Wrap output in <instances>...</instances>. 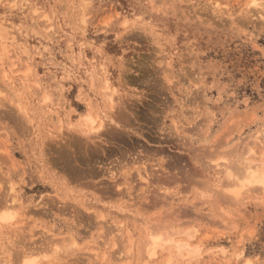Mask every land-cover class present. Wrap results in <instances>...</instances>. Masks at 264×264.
<instances>
[{
  "label": "rangeland",
  "instance_id": "374dc122",
  "mask_svg": "<svg viewBox=\"0 0 264 264\" xmlns=\"http://www.w3.org/2000/svg\"><path fill=\"white\" fill-rule=\"evenodd\" d=\"M250 2L0 0V264H167L148 230L193 231L198 256L170 264H264V188H225L263 158Z\"/></svg>",
  "mask_w": 264,
  "mask_h": 264
},
{
  "label": "bare ground",
  "instance_id": "6f19581e",
  "mask_svg": "<svg viewBox=\"0 0 264 264\" xmlns=\"http://www.w3.org/2000/svg\"><path fill=\"white\" fill-rule=\"evenodd\" d=\"M250 3L257 4V0H251ZM1 64L4 65L3 63ZM3 72L5 71L3 70ZM106 87L109 88V85ZM107 96H108L107 98H109L110 101L113 99L112 95L107 94ZM45 97L47 98V100H50L48 94H46ZM103 123L104 122H102L101 118L99 117V114L97 115L92 114L89 108L85 113H83L80 116L77 124L81 125V127L83 128L82 130L94 132L96 130H99V128L102 127ZM253 152H255V149L250 148L248 154L246 153V155L243 154L242 156H239L240 158L237 159V161L234 163L235 164L234 166H232L233 163L232 164L230 163L232 168H230V166L229 168H227L226 172L229 173V176L227 177L229 182L226 178L225 181H227L228 183L225 184L227 185V187L225 186V188H227V190L229 189L231 191L230 192L231 194L235 193L236 198L238 195L240 196L241 194L243 195V192L248 193L249 191H252L251 189L253 188L256 189L259 186L264 188V146L261 152L263 157L261 161L258 162L256 159L250 157L249 153L253 155ZM239 197L238 199H240ZM8 206L9 205H4L5 208H7ZM2 208L3 206L0 207V209ZM1 213L3 214L0 217L5 220L6 219L8 220V218L10 220V218L12 217L11 215H13V214H9V212H6V210ZM146 233H147L146 236L147 239L146 241L143 242L145 243V245L144 244L143 245H144L145 253L149 258H153L160 249H168L169 254L167 256L166 263L170 264L175 261L177 254L179 257L182 255L183 257L189 256L190 258H192L198 256V253L200 252L199 246L195 244L193 245L192 238L194 237V234L193 231L191 230L185 231L186 234H183V236L180 235L177 238L173 236H166L161 232H153V231L149 232V230ZM166 242H169V244H167ZM72 244H74V242ZM24 254L25 253H23L22 264H37L36 261L33 260V258L32 259L28 258L30 255L28 256L27 253L25 255ZM249 263L250 260L244 262V264H249Z\"/></svg>",
  "mask_w": 264,
  "mask_h": 264
}]
</instances>
